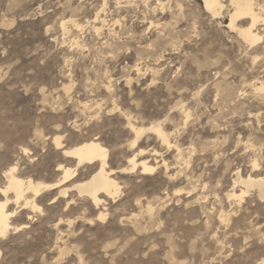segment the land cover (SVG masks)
I'll use <instances>...</instances> for the list:
<instances>
[{"label":"rangeland","instance_id":"1","mask_svg":"<svg viewBox=\"0 0 264 264\" xmlns=\"http://www.w3.org/2000/svg\"><path fill=\"white\" fill-rule=\"evenodd\" d=\"M154 1L0 0V186L15 162L24 178H59L38 136L55 130L97 138L113 168L132 155L155 166L115 174L119 194L97 208L74 190L42 193L39 210L10 204L0 264H264V201L253 188L229 196L246 191L237 175L264 177V31L248 45L226 9ZM124 112L159 124L169 145L146 131L130 148Z\"/></svg>","mask_w":264,"mask_h":264},{"label":"bare ground","instance_id":"2","mask_svg":"<svg viewBox=\"0 0 264 264\" xmlns=\"http://www.w3.org/2000/svg\"><path fill=\"white\" fill-rule=\"evenodd\" d=\"M107 1L108 0H103V7L107 4ZM133 1L134 0H125V2L127 3H132ZM200 1L203 4L205 12L209 13L213 17L221 15L222 10L226 9V12L229 14V27L235 30L248 45H254L262 39V32L260 33V27H262V30L264 31V0ZM154 2L155 8H160L161 10H171L173 7H176L178 10L181 11L182 4H180L179 0H155ZM225 2L226 4H224ZM101 10H103V8ZM94 14L95 16L93 22L96 23L98 21L103 25L105 19L101 18L100 11ZM173 14L174 13H172V16ZM71 22H73L72 24H74L76 27H80L78 22L73 21V19ZM61 26L66 31L67 26L65 21L61 23ZM92 27L95 33L99 32L101 29V26L97 27L96 24H93ZM257 89L263 90L264 86L261 85ZM112 110L113 109L108 111L110 112ZM128 114L129 113L124 112L123 118L125 120V127L131 132L133 137L127 141L128 143L126 145L130 146V148L137 146V143L140 141L141 136L146 131L153 132L155 135H157L156 137L160 138L163 143L169 145L170 142L168 140L167 134L164 132V130L159 124L153 123L148 127L136 126L132 123L131 117L129 116L130 114ZM48 135L44 136L40 132L38 136L40 138L42 137V139L44 138L43 140H50L51 146L56 150V154L58 155V162L56 164L55 171L59 174V178L55 182L53 181L52 183L35 181L30 177L24 178L21 176V170L18 166V162L12 163L11 165H7L8 167L4 170L6 182L4 186H0V195L3 197L0 200V235H4L9 230V228L13 227L10 224V220L16 215L17 210H19L16 208L25 209L30 207L33 210H39L40 207L35 203V198L46 191L56 190L57 195L67 196V193L69 191L74 190L79 195L87 196L90 199L91 203L97 208L98 205L101 203L103 197L114 199L119 194L120 187L119 183L115 180L116 178H114L115 174H124L127 170L134 169L140 170L141 174H148L149 172L155 169V166L153 164H149L148 161L144 160V158L141 160L136 159V155H132L128 158L130 168L126 166V168H113L109 161L108 149L103 146L97 140V138L78 139V137H75L74 134L68 135L69 137L65 138L60 133V131L58 132L57 130H55L54 132L52 131L50 136ZM22 152L24 155H28L30 150L27 147H23ZM139 153H142L141 149H139ZM85 166L89 167L91 173L89 176H87V178L85 177V179H82L80 178V169ZM69 182H71L70 185L67 184ZM236 182L243 184V186L246 188V191L241 190L239 194H235L234 190H232L229 196L239 198L240 200L244 193H246L249 189L253 188L256 190L259 200L264 201L263 176L257 175L251 177L247 175L242 178L240 175H237L234 183ZM65 184H67L68 186H64ZM29 193L31 195H28ZM9 194L11 196H9ZM10 204H15L16 208L9 210L8 206ZM105 215V213L99 212L98 218L103 219ZM27 218L29 219L30 215H28ZM27 226L28 224L24 223L15 226V229L18 230Z\"/></svg>","mask_w":264,"mask_h":264}]
</instances>
